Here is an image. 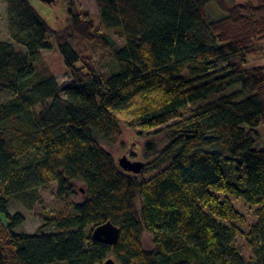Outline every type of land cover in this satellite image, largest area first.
<instances>
[{"label": "trees", "instance_id": "trees-1", "mask_svg": "<svg viewBox=\"0 0 264 264\" xmlns=\"http://www.w3.org/2000/svg\"><path fill=\"white\" fill-rule=\"evenodd\" d=\"M4 1L13 42L0 40V95L11 97L0 104V264H264V66L248 67L264 41V0H96L100 28L75 10L61 30L29 0ZM213 2L224 18L209 19ZM83 43L111 52L115 71ZM54 44L63 83L43 60ZM126 111L130 128L163 136L162 149L147 142L138 175L111 149ZM54 184L62 211L18 232L25 217L11 200ZM108 222L121 230L115 246L92 236Z\"/></svg>", "mask_w": 264, "mask_h": 264}, {"label": "rangeland", "instance_id": "rangeland-1", "mask_svg": "<svg viewBox=\"0 0 264 264\" xmlns=\"http://www.w3.org/2000/svg\"><path fill=\"white\" fill-rule=\"evenodd\" d=\"M246 1H253L257 4L261 0H224L227 5L231 6L242 4ZM29 2L41 15V17L56 30H61L62 28H67L69 26L71 22V13L75 12V10L88 13L95 21L96 26L99 28L101 27L99 22L100 10L96 0H54L53 5L45 4L40 0H29ZM208 16L211 21H216L224 18L226 13L217 2H213L208 6ZM103 29L105 28L103 27ZM105 31L108 32L106 29ZM112 35L114 40L120 46L124 45V41L115 35L114 32H112ZM0 40L13 42V37L8 22L7 4L4 0H0ZM259 45L260 47H258V52L249 57L248 67L264 66V41ZM18 48H20L21 51H26L24 48ZM82 48L86 56L89 57L93 63H98V66H102V70L104 72L110 73L115 71L117 65L112 60L111 52L106 53L105 51L99 50L94 45H90L88 43H83ZM43 60L45 64L50 67L51 71L60 83L70 79L63 56L61 55L56 44H54L53 49L43 52ZM10 99L11 97L8 93H3L0 95V104ZM117 116L123 123L124 131L121 143L111 148L112 153L114 154L117 161L123 157H128V159L133 163H145L146 144L151 140L154 141L157 149H162L163 136L148 138L146 135L139 134V130L130 128L127 125V122L132 118L130 111L118 112ZM161 129L162 128H159L155 131H159ZM259 132L261 133L263 140L259 146L262 147L264 145V125L260 126ZM156 173L158 172H150L146 175V177L150 178ZM56 187V184L50 188L40 187L37 190L28 191L22 199L11 200L10 212L12 214L21 213L25 217V222L20 228H18V232L33 234L38 230V228H40V226L43 225V212L58 213L62 211L63 205H61L55 197ZM82 189L83 185L78 184L77 191L82 193ZM79 199H81V195H79ZM231 201L239 211L247 215L250 222L255 221L253 209L245 207L239 199L231 198ZM48 231H52V229H48ZM240 243L242 245L243 253L245 255H249L250 253L248 248L241 239ZM144 245L148 249L153 247V239L151 235H145Z\"/></svg>", "mask_w": 264, "mask_h": 264}, {"label": "water", "instance_id": "water-1", "mask_svg": "<svg viewBox=\"0 0 264 264\" xmlns=\"http://www.w3.org/2000/svg\"><path fill=\"white\" fill-rule=\"evenodd\" d=\"M45 4L53 5L54 0H40ZM120 167L128 173L141 174L145 168V164L141 162H131L128 157H123L119 160ZM121 230L112 222L105 223L97 227L93 231V239L96 242L103 243L109 246L117 245L120 239ZM107 264H113L112 261H108Z\"/></svg>", "mask_w": 264, "mask_h": 264}]
</instances>
